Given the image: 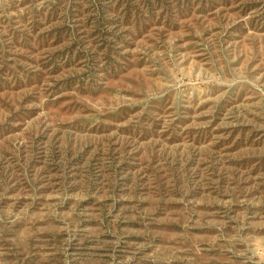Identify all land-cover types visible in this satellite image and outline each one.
<instances>
[{
	"label": "rangeland",
	"instance_id": "1",
	"mask_svg": "<svg viewBox=\"0 0 264 264\" xmlns=\"http://www.w3.org/2000/svg\"><path fill=\"white\" fill-rule=\"evenodd\" d=\"M0 264H264V0H0Z\"/></svg>",
	"mask_w": 264,
	"mask_h": 264
}]
</instances>
